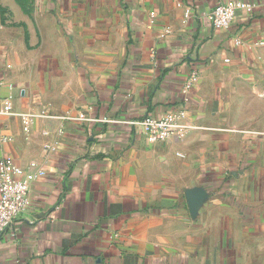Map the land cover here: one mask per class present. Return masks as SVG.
Instances as JSON below:
<instances>
[{"label": "crops", "instance_id": "obj_1", "mask_svg": "<svg viewBox=\"0 0 264 264\" xmlns=\"http://www.w3.org/2000/svg\"><path fill=\"white\" fill-rule=\"evenodd\" d=\"M228 1L0 0L1 154L45 172L0 264H264V0L215 29ZM193 70L187 130L147 144L129 121Z\"/></svg>", "mask_w": 264, "mask_h": 264}, {"label": "built area", "instance_id": "obj_2", "mask_svg": "<svg viewBox=\"0 0 264 264\" xmlns=\"http://www.w3.org/2000/svg\"><path fill=\"white\" fill-rule=\"evenodd\" d=\"M258 5L256 1L219 2L209 12L207 19L215 29H224L229 27L237 10L250 12ZM197 74V70L190 73L181 86L179 101L173 104L169 110L160 115H146L140 119L129 121L130 124L138 127L147 144L163 143L171 137L181 136L185 133L188 124L184 121V117L192 99L191 93ZM11 110L10 99H5L0 107V115L9 114ZM40 116L68 121L87 119L83 116L73 117L68 114L57 116L46 111H40ZM19 117L23 130L28 131L34 115L20 113ZM7 140L0 130V233L8 229L14 220L25 211L31 183L45 173L35 161L22 167L10 156L1 154L2 146Z\"/></svg>", "mask_w": 264, "mask_h": 264}, {"label": "water", "instance_id": "obj_3", "mask_svg": "<svg viewBox=\"0 0 264 264\" xmlns=\"http://www.w3.org/2000/svg\"><path fill=\"white\" fill-rule=\"evenodd\" d=\"M195 202H196V197H194V198L190 197L189 198V204H190L191 209L195 206Z\"/></svg>", "mask_w": 264, "mask_h": 264}, {"label": "trees", "instance_id": "obj_4", "mask_svg": "<svg viewBox=\"0 0 264 264\" xmlns=\"http://www.w3.org/2000/svg\"><path fill=\"white\" fill-rule=\"evenodd\" d=\"M20 1V0H19Z\"/></svg>", "mask_w": 264, "mask_h": 264}]
</instances>
